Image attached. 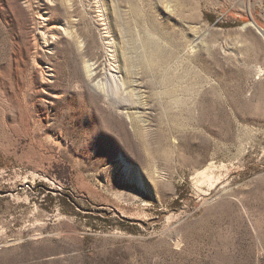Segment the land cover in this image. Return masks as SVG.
Listing matches in <instances>:
<instances>
[{
	"label": "rangeland",
	"instance_id": "obj_1",
	"mask_svg": "<svg viewBox=\"0 0 264 264\" xmlns=\"http://www.w3.org/2000/svg\"><path fill=\"white\" fill-rule=\"evenodd\" d=\"M264 0H0V264H264Z\"/></svg>",
	"mask_w": 264,
	"mask_h": 264
},
{
	"label": "bare ground",
	"instance_id": "obj_2",
	"mask_svg": "<svg viewBox=\"0 0 264 264\" xmlns=\"http://www.w3.org/2000/svg\"><path fill=\"white\" fill-rule=\"evenodd\" d=\"M255 26V25H254ZM256 27V26H255ZM256 29H257V31L260 33V35L263 37V39H264V30H262V29H260V28H258V27H256Z\"/></svg>",
	"mask_w": 264,
	"mask_h": 264
}]
</instances>
